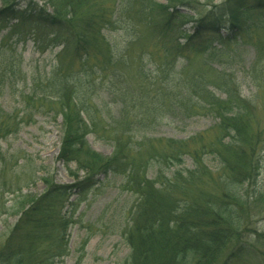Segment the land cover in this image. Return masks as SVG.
Wrapping results in <instances>:
<instances>
[{
  "label": "trees",
  "instance_id": "16d2710c",
  "mask_svg": "<svg viewBox=\"0 0 264 264\" xmlns=\"http://www.w3.org/2000/svg\"><path fill=\"white\" fill-rule=\"evenodd\" d=\"M22 1L23 7L11 0L0 9L1 26L6 25L13 34L26 28L45 33L42 36L53 35L52 43L61 45V55L69 54L78 61L76 69L87 75L96 68L119 82L126 83L128 78L129 50L115 54L103 35L105 28H129L133 36L130 47L142 38L136 27H145L157 47L151 50L153 57L142 51L136 59L133 75L142 79L136 97L141 115H134L132 121L120 115L108 127L101 126L112 142L108 156L88 145L86 136L97 124V112L84 105L86 99L77 80L70 81L73 73L69 76L56 69L47 83L33 82L23 100L27 107L32 104L61 116L57 159L69 168L75 181L58 184L51 176H43L40 194L16 195L14 208L20 213L0 238V264H54L64 256L71 217L63 209L73 205L72 196L85 194L99 176L108 174L122 175L124 190L135 196L122 232L129 253L121 264H251L258 256L257 245L264 242V232L253 227L256 217L264 215V194L256 190L249 194L244 186H254L257 181L264 138L237 91L218 86L224 92L222 98L209 89L207 77L200 72L178 82L172 78L178 58L196 49L202 36L197 30L181 44L174 37L185 32L177 22L189 19L182 7H193L196 0H166L165 4L139 0L137 12L115 4L109 7L106 0H47L41 6L32 0ZM253 9L264 10V0H226L197 18V28L216 33L227 22L246 32L241 21L237 22L238 14ZM256 48L260 52L261 47L256 44ZM147 57L154 70L147 69ZM16 64L12 59L0 63V78L15 80ZM163 106L209 113L216 120L210 128L212 134L199 132L182 140L146 138V129L133 124L154 121ZM20 124L16 114L0 108V141L16 133ZM207 156L216 161L214 168L205 162ZM185 157L190 164L180 167ZM3 168L0 165L1 195L10 187L1 174Z\"/></svg>",
  "mask_w": 264,
  "mask_h": 264
},
{
  "label": "rangeland",
  "instance_id": "374dc122",
  "mask_svg": "<svg viewBox=\"0 0 264 264\" xmlns=\"http://www.w3.org/2000/svg\"><path fill=\"white\" fill-rule=\"evenodd\" d=\"M8 1L11 0H0V9ZM14 1L23 7L22 0ZM32 1L41 6L46 4L47 0ZM106 1L112 8L115 4L119 9L127 7L128 10L138 11L139 0ZM153 1L162 4L167 2ZM225 1L196 0L193 7H182L181 11L188 13L189 19L185 23L177 22L178 27L185 32H177L174 37L179 38L181 44L189 34L197 30L202 36L197 39L196 49L187 51L178 58L172 78L174 82H178L187 79L192 73L200 72L207 77L209 89L222 98L224 92L218 86L227 85L237 91L239 97L245 101L252 124L260 129L264 138V10L239 12L237 22L239 24L241 21L242 28H247L246 32L231 27L227 22L228 25L216 30V33L202 32L201 26L197 28V18ZM46 8L50 9L48 5ZM14 22L13 20L10 24ZM122 23L126 25L125 22ZM144 29L145 27H136V30L142 32V38L133 42L130 47L128 44L133 36L129 28L110 27L102 31L115 54H122L125 48L129 50L131 58L125 68L128 78L124 83L111 77L110 73L96 68L91 75H87L82 69L77 70L78 61H74L69 54L61 55L62 47L52 43L51 34L42 36L41 34L45 33L26 28H20L19 33L13 34V30L0 24V63L4 64L8 59L18 63L15 80L0 78V108L7 113L16 114L21 120L18 131L0 141L3 154L0 165L4 167L1 174L10 183V187L6 186L8 188L0 194V238L9 232L19 217V208H14L16 195L40 194L44 190L41 179L43 176H51L58 184H70L75 181L69 174V168L57 159L62 136L61 116L50 110L38 109L32 104L27 107L23 100L24 96L30 93L33 82L47 83V79L56 69L69 76L73 73L70 81L77 80L76 86L86 99L84 105L90 108V112H97V124L86 136L88 145L100 154L108 156L113 150L112 142L101 126L108 127L110 123L118 120L120 115H127L128 121L134 120V115H141L136 97L139 96L138 87L142 79L133 75L137 66L136 59L140 52H149L151 55V50L157 47L155 39L149 38L152 35ZM256 44L258 48L261 47L260 52L257 51ZM148 58L145 60L148 65L146 67L154 70V64ZM150 75H153V71ZM159 112L161 116L154 121L146 119L144 125L134 123L133 126L146 129V138L182 140L199 132L212 134L210 128L216 122L209 113L185 107L167 110L163 106ZM163 143L160 142L161 147ZM259 159L260 170L255 185L244 186L249 194L253 190L264 194V144ZM205 162L211 168L217 164L212 156H207ZM189 164L190 160L185 157L180 167ZM69 167L74 169L75 165L70 164ZM123 182L122 175L99 176L97 184L85 194L79 195L78 198L77 195L72 196L70 201H74L73 205H66L63 209V213L71 217L66 231V254L56 258L54 264L124 262L129 247L122 232L128 224L135 196L124 190ZM256 218L254 229L259 233L264 232V215ZM257 250L258 256L251 264H264V242L257 245Z\"/></svg>",
  "mask_w": 264,
  "mask_h": 264
}]
</instances>
